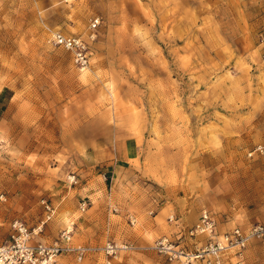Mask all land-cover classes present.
<instances>
[{
	"label": "rangeland",
	"instance_id": "obj_1",
	"mask_svg": "<svg viewBox=\"0 0 264 264\" xmlns=\"http://www.w3.org/2000/svg\"><path fill=\"white\" fill-rule=\"evenodd\" d=\"M92 20L80 71L50 38L87 40ZM263 56L264 0H0L1 237L18 219L49 245L73 224L75 246L133 247L112 264H178L146 249L170 215L264 227ZM241 257L264 264V237Z\"/></svg>",
	"mask_w": 264,
	"mask_h": 264
},
{
	"label": "built area",
	"instance_id": "obj_2",
	"mask_svg": "<svg viewBox=\"0 0 264 264\" xmlns=\"http://www.w3.org/2000/svg\"><path fill=\"white\" fill-rule=\"evenodd\" d=\"M98 26L99 21L92 20L87 40L57 31L51 34L50 41L54 47L62 48L71 55L72 64L76 69L84 71L90 66V43L95 40L94 32ZM262 68L264 74V56ZM71 182H74V178ZM4 202V195L0 194V206ZM41 205L44 210V222L50 221L55 215L53 205L46 201H42ZM85 208L86 205L82 204L79 209L84 212ZM167 221L178 229L176 238L162 237L146 249L164 257L169 262L178 264H227V256L231 253L238 255L236 264H245L241 257L242 251L252 239L264 237V227L261 225H254L247 229L235 227L229 232L218 234L217 221L207 210L200 212L197 223L187 231H183L175 215H170ZM130 223L133 225L134 221L131 220ZM1 225L0 220V229ZM73 226V224L68 225L52 244L41 242L32 244L33 237L39 233L40 228H38L39 231H30L18 219L11 220L8 223L7 235L2 238L0 234V264H57L62 256H72L77 263H82L91 255H98L103 264H112L121 254L133 249L128 243L115 242H107L101 247L75 246L72 242ZM184 233L192 238L203 237L205 244L196 246L193 251H187L182 240Z\"/></svg>",
	"mask_w": 264,
	"mask_h": 264
},
{
	"label": "crops",
	"instance_id": "obj_3",
	"mask_svg": "<svg viewBox=\"0 0 264 264\" xmlns=\"http://www.w3.org/2000/svg\"><path fill=\"white\" fill-rule=\"evenodd\" d=\"M200 216V215H199ZM176 217V216H175ZM176 219L180 222V224H181V227L183 228V223L181 222V220L180 219H178L177 217H176ZM173 225V224H172ZM174 226V225H173ZM184 229V228H183ZM175 233H177V231L175 232ZM176 235V234H175ZM172 236V237H171ZM170 238L171 239H175L176 237L174 236V233H172L171 235H170ZM197 238V237H196ZM194 239L195 240V242H194V245H201V244H205V239H203L202 240V242L201 241H197V239ZM183 245L184 246H186L187 244H185V243H183ZM188 246V245H187ZM188 249H190L189 247H188ZM169 263H177V262H169Z\"/></svg>",
	"mask_w": 264,
	"mask_h": 264
},
{
	"label": "bare ground",
	"instance_id": "obj_4",
	"mask_svg": "<svg viewBox=\"0 0 264 264\" xmlns=\"http://www.w3.org/2000/svg\"><path fill=\"white\" fill-rule=\"evenodd\" d=\"M131 217V216H130ZM115 262V261H114Z\"/></svg>",
	"mask_w": 264,
	"mask_h": 264
}]
</instances>
